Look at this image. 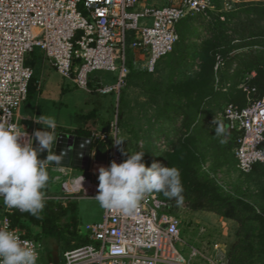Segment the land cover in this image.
Listing matches in <instances>:
<instances>
[{
    "label": "rangeland",
    "instance_id": "1",
    "mask_svg": "<svg viewBox=\"0 0 264 264\" xmlns=\"http://www.w3.org/2000/svg\"><path fill=\"white\" fill-rule=\"evenodd\" d=\"M230 3L227 10L183 18L174 48L153 72L131 70L117 105L109 99L108 138L92 154L81 184V176L50 175L47 198L86 205L88 215L95 217L99 168H107L114 154L122 163L127 151H143L146 167L159 162L180 171L183 205L155 194L172 203L180 219L177 246L191 264H264V163L239 170L231 135L221 144L213 124L217 119L227 128L225 104L264 96V86L254 81L257 70L252 63L261 53L264 57V0ZM222 6L219 2L217 7ZM217 54L224 63L215 68ZM84 97L85 92L75 88L60 97L65 101L62 108L80 112ZM116 138L125 141L115 145ZM78 211L77 226L60 244L39 237L41 263L61 264L65 250L87 241ZM3 216L0 208V219Z\"/></svg>",
    "mask_w": 264,
    "mask_h": 264
},
{
    "label": "built area",
    "instance_id": "2",
    "mask_svg": "<svg viewBox=\"0 0 264 264\" xmlns=\"http://www.w3.org/2000/svg\"><path fill=\"white\" fill-rule=\"evenodd\" d=\"M138 2L0 0V123L22 131L18 118L33 75L28 57L36 50L79 89L111 96L116 106L131 70L153 72L172 51L183 18L232 7L230 0H219L224 5L219 8L216 0H166L141 8ZM223 63L217 54L215 68ZM223 118L234 135L239 170L264 163V96L244 105L225 104ZM108 134L94 130L90 138L105 141ZM113 161L120 163L117 154ZM0 208V223L7 220L10 230L40 249L39 241L10 225L2 202ZM179 226L172 203L152 193L133 215L103 209L99 221L84 223L90 242L65 250L61 264H191L177 246Z\"/></svg>",
    "mask_w": 264,
    "mask_h": 264
},
{
    "label": "clouds",
    "instance_id": "3",
    "mask_svg": "<svg viewBox=\"0 0 264 264\" xmlns=\"http://www.w3.org/2000/svg\"><path fill=\"white\" fill-rule=\"evenodd\" d=\"M36 122L47 131H35L38 148H33L32 140L22 143L25 136L22 129L8 127L0 123V202L8 209L28 213L42 219L46 206V189L51 179L49 165H59L62 155L54 153L57 140L58 121L55 116L41 114ZM215 136L220 143H227L229 135L224 123L214 119ZM125 140L114 139L115 145ZM47 150L46 159H38V152ZM122 154L125 150L121 149ZM127 159L117 164L99 168L98 193L95 196L100 207L118 211L130 216L138 211L140 203L152 193H162L177 206L184 203V186L177 167L163 166L152 162L145 166L143 151L128 152ZM80 184L83 177L80 178ZM39 246L34 241L21 239L9 223H0V264H38Z\"/></svg>",
    "mask_w": 264,
    "mask_h": 264
},
{
    "label": "crops",
    "instance_id": "4",
    "mask_svg": "<svg viewBox=\"0 0 264 264\" xmlns=\"http://www.w3.org/2000/svg\"><path fill=\"white\" fill-rule=\"evenodd\" d=\"M145 4L163 5L166 4V0H139L138 7L141 8ZM32 55L34 57L32 59L31 66L33 68L34 79L31 85V91L27 94V98L20 109L18 118V123L26 135L25 143L30 142L28 139H33L34 130L37 127H43L36 122V119H38V116L41 114L52 115L56 117L58 121V128L56 130L57 132L77 135L75 131L78 129V127H81L83 115L87 114L92 109L98 99L102 100V108L98 114V120L93 129L103 131L108 127V104L111 96H103L98 93H89L84 91L85 97L83 99V103H85V106L83 108L79 107V109H81L80 112H76V108L69 111L66 108L64 109V107L62 108V105L65 101L60 99V97L78 87L72 82V80L61 76L45 58L42 51L36 50ZM94 151L95 150L91 149L90 159L92 158L91 156ZM86 168L81 170L66 166L49 165L48 171L49 175L53 176H83L85 172L84 170H86ZM67 188L68 187L66 186V190H68ZM78 206L79 217L82 218L80 219L82 226L84 223L94 222L102 217L103 208L100 207L99 203V212L95 215V217L92 218L88 215L86 205L81 207V205L78 204Z\"/></svg>",
    "mask_w": 264,
    "mask_h": 264
},
{
    "label": "trees",
    "instance_id": "5",
    "mask_svg": "<svg viewBox=\"0 0 264 264\" xmlns=\"http://www.w3.org/2000/svg\"><path fill=\"white\" fill-rule=\"evenodd\" d=\"M216 4L217 6L219 5V0H216ZM262 57L263 55L261 53L256 59H252V63L254 66H256L255 68L257 70V77L254 79V81L259 86H264V61H260V58ZM29 64L31 65V63ZM212 65L213 64L211 63V68ZM33 79L34 78L32 75L28 85V93L31 91ZM111 104L114 105L112 97ZM244 104L245 103H240L239 105ZM101 108L102 100L98 99L92 109L87 114L83 115L82 125L75 131L77 135L91 137L92 131L96 130L93 129V127H95L97 123L98 114ZM108 128L109 124L108 127L103 131L107 132ZM228 132L231 135V142L233 143L234 147V135L231 131ZM102 142L103 141L92 139L91 149L96 150L97 146ZM49 195L50 192L48 191L47 187L46 206L44 211L41 213L42 219H36L28 213H21L16 209H9L6 215L11 226L24 231L26 236L39 241V243H41L39 237H43V239H52L55 244H60L65 234H70L72 229H74L78 224V206L75 201H68L66 205H63L60 202H54L53 200L47 198ZM88 242H90V240L87 237V241L82 244H86ZM58 248L56 251L59 250Z\"/></svg>",
    "mask_w": 264,
    "mask_h": 264
},
{
    "label": "water",
    "instance_id": "6",
    "mask_svg": "<svg viewBox=\"0 0 264 264\" xmlns=\"http://www.w3.org/2000/svg\"><path fill=\"white\" fill-rule=\"evenodd\" d=\"M47 131L43 127H37L35 131ZM57 140L53 149L57 155H62L59 165L66 166L74 169H85L88 166L92 139L87 136L73 135L70 133L57 132ZM33 148H38V142L33 135L32 139ZM47 150L38 152V159H46Z\"/></svg>",
    "mask_w": 264,
    "mask_h": 264
}]
</instances>
